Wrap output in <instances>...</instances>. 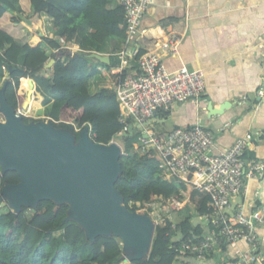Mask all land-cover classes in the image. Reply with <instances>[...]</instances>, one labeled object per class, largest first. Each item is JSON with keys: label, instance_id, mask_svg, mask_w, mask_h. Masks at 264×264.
I'll return each instance as SVG.
<instances>
[{"label": "trees", "instance_id": "1", "mask_svg": "<svg viewBox=\"0 0 264 264\" xmlns=\"http://www.w3.org/2000/svg\"><path fill=\"white\" fill-rule=\"evenodd\" d=\"M108 2L0 0V83L9 76L5 94L16 111L23 106L25 94L32 93L25 109L32 114L30 105L35 94H38L41 99L44 97L43 105L48 108L49 121L56 127L74 131L77 139L79 133L75 126L88 124L92 127V138L96 143L110 144L119 137L125 126L121 121L124 109L114 89L91 93L89 86L95 73L92 69L95 58H90L86 53L99 51L109 38L126 40L125 30L121 26L124 11L121 6L110 9ZM26 6L33 11V22L40 23L42 15L47 14L54 21L56 33L68 41L77 42L81 50L73 54L69 49L61 48L59 41L44 39L50 49H57L52 55L55 59L53 68L46 67L51 56L42 44L21 46L1 26L5 22H17L15 14L26 11ZM28 77L36 82L38 92L31 87ZM125 78L123 75L120 82ZM69 119L71 122H66ZM24 121L29 123L35 120L25 116ZM133 123L134 120L128 117L127 124ZM156 126L152 128L157 131ZM142 135V132L136 131L133 137H119L125 148L120 158L122 173L116 187L131 211H140L138 202L144 206L158 199H182L187 190L185 183L163 178L155 157L135 149L134 144ZM19 181L16 171L5 174L0 171V197L4 185ZM192 195L197 202L196 213L188 215L176 226L169 220L165 224H157L148 257L132 261L131 264H174L177 260L183 264H199L192 262L195 257L190 260L189 254L181 255L180 248L185 242L201 241L207 233L208 226L195 224L192 218L194 215L204 217L211 214L208 207L210 196L197 190ZM69 208L68 204L43 200L37 209L23 207L20 213L11 209L6 213L0 211V230H5L0 231V264H115L123 254L121 239L100 236L95 242L90 241L78 223L65 221ZM219 246L225 247L223 244ZM213 254L214 251L208 257Z\"/></svg>", "mask_w": 264, "mask_h": 264}, {"label": "crops", "instance_id": "2", "mask_svg": "<svg viewBox=\"0 0 264 264\" xmlns=\"http://www.w3.org/2000/svg\"><path fill=\"white\" fill-rule=\"evenodd\" d=\"M119 6L120 0L108 2L110 9ZM15 16L17 22L9 21L1 26L21 46L42 44L51 56L49 64L57 50L50 49L44 39L58 41L60 36L53 19L43 14L41 22L35 23L29 7ZM177 35L183 40L179 52L171 54L167 51L168 41ZM69 42L73 48L81 49L77 42ZM73 50H70L73 54L78 52ZM91 52L110 57L108 63L93 60L95 73L90 80L91 93L114 89L123 75L135 76L138 58L148 52L159 53L170 72L182 66L201 70L206 80L204 95L175 103L168 113L158 115L165 121L154 124L157 131L166 134L178 127L190 128L201 120L213 133L216 152L226 151L238 138L252 134L245 158L264 162V94L259 95L260 90L264 91V0H152L139 32L129 42L127 36L126 40L109 38L99 51ZM43 101L44 97L42 107ZM210 104L215 109L222 105L226 107L223 113L215 115L208 109ZM235 202L243 204L248 213L264 206V174L249 179ZM202 224L207 227L205 218ZM258 234L264 247V225L258 229ZM248 247L245 241L218 246L207 264L220 263L216 260L218 250L229 263L237 264L240 253ZM229 263L225 261V264Z\"/></svg>", "mask_w": 264, "mask_h": 264}, {"label": "built area", "instance_id": "3", "mask_svg": "<svg viewBox=\"0 0 264 264\" xmlns=\"http://www.w3.org/2000/svg\"><path fill=\"white\" fill-rule=\"evenodd\" d=\"M151 1L120 0L124 11V23L121 26L128 42L139 32ZM57 40L61 48L81 50L73 48L64 37L59 36ZM182 40L180 35L173 36L168 41L167 51L177 54ZM123 62L127 63L126 60ZM114 89L124 109L121 121L125 126L118 134L120 137L128 131V117L134 123L142 124L161 113H168L175 103L199 99L206 92V80L201 70L186 66L170 72L159 53L148 52L138 58L137 74L123 79ZM263 94L264 91L260 90L259 95ZM24 109L17 112L27 116ZM88 125L92 136V127ZM85 126H75L76 132L80 133ZM146 130L148 136L142 135L134 144L135 149L158 160L163 178L176 179L192 187L193 191L210 196L208 207L211 214L204 216L207 233L199 242L183 243L181 255L189 254L199 264H207L208 255L220 244L228 246L245 241L249 247L240 253L237 264H264V247L258 234V229L264 225V206L248 213L243 204L235 202L246 189L249 179L264 174V162L245 158L253 135L240 137L226 151L216 152L213 133L203 126L201 120L190 128L178 127L166 134H160L151 127ZM168 200L176 201L177 198ZM137 206L142 210L151 204L143 206L138 202Z\"/></svg>", "mask_w": 264, "mask_h": 264}, {"label": "water", "instance_id": "4", "mask_svg": "<svg viewBox=\"0 0 264 264\" xmlns=\"http://www.w3.org/2000/svg\"><path fill=\"white\" fill-rule=\"evenodd\" d=\"M88 56L104 63L110 60L108 55L97 52H90ZM54 64L52 59L46 67ZM28 79L37 91L34 79ZM7 84L5 80L0 89V167L2 174L16 171L20 181L4 185L0 202L7 200L15 213H20L23 207L37 209L43 200L68 204L65 221L78 223L90 241L95 242L100 236H114L121 239L122 251L131 254L128 261L147 258L156 225L148 214L131 211L116 187L122 173L121 145L116 141L96 143L89 125L77 139L74 131L56 127L50 121L25 122V116L7 100ZM31 98L32 93L26 95L23 108H28ZM225 107L215 109L210 104L208 109L216 115L223 113ZM164 121L155 116L142 124H130L120 137H133L136 131L147 137V128Z\"/></svg>", "mask_w": 264, "mask_h": 264}, {"label": "rangeland", "instance_id": "5", "mask_svg": "<svg viewBox=\"0 0 264 264\" xmlns=\"http://www.w3.org/2000/svg\"><path fill=\"white\" fill-rule=\"evenodd\" d=\"M8 77L9 76H6L5 79H7ZM28 78H31V77H28ZM5 79L3 80V82L0 83V89L3 86ZM18 93L21 94L19 92V90H18ZM42 99L40 98V96L38 94H35V97H34L32 103L30 105L31 108L33 109L32 114H28L25 111L26 115L35 121H49V119H48V117H49L48 116V108H46L45 106L42 107V104H41ZM25 100H26V94H25ZM21 108H23V106ZM0 116L2 117L1 114H0ZM66 122H71V120L69 119V121H66ZM115 140H116V142H118L121 145L122 150L124 152L125 146H124V143L122 142V140L119 137L116 138ZM192 193H193V191H192L191 187H189L187 185V190L184 191L182 199H177L176 201H173V200L165 201L162 199H158L154 203H152L151 206H146L142 210H140L139 212H143V213H146L149 216H151L153 218V220L155 221V225L156 224H165V222L167 220H169L173 223V226H176L179 223H181L188 215L196 213L197 202L193 198ZM28 208H30V207H28ZM10 209L11 208H10L9 202L7 200L0 202V211L2 213H6ZM30 209H32V208H30ZM192 220L194 221L195 224H199V223L202 224L204 217L194 215ZM0 231L5 232V230H0ZM121 245L123 246L122 241H121ZM216 254H217L216 255L217 261H220L223 263L225 261H227V263L230 262L229 259H227L223 256L222 251L218 250V253H216ZM130 255L131 254L128 252H125V253L123 252L122 256L118 258V260L115 264H131V262L128 261V258ZM189 259L191 260V258H189ZM192 262L198 263L196 259H193ZM174 264H183V263L181 260H177V261H175ZM229 264H231V263H229Z\"/></svg>", "mask_w": 264, "mask_h": 264}, {"label": "bare ground", "instance_id": "6", "mask_svg": "<svg viewBox=\"0 0 264 264\" xmlns=\"http://www.w3.org/2000/svg\"><path fill=\"white\" fill-rule=\"evenodd\" d=\"M28 82H30V80H29V79H28ZM25 111H26V110L24 109V114L26 115Z\"/></svg>", "mask_w": 264, "mask_h": 264}, {"label": "clouds", "instance_id": "7", "mask_svg": "<svg viewBox=\"0 0 264 264\" xmlns=\"http://www.w3.org/2000/svg\"><path fill=\"white\" fill-rule=\"evenodd\" d=\"M86 52H88V51H86Z\"/></svg>", "mask_w": 264, "mask_h": 264}]
</instances>
